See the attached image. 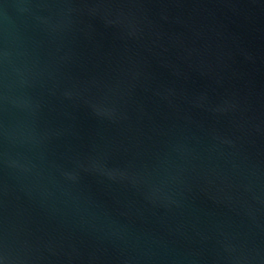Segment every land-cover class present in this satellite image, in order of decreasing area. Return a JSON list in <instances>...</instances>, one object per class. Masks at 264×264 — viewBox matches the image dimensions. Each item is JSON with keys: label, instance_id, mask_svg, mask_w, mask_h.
<instances>
[{"label": "water", "instance_id": "95a60500", "mask_svg": "<svg viewBox=\"0 0 264 264\" xmlns=\"http://www.w3.org/2000/svg\"><path fill=\"white\" fill-rule=\"evenodd\" d=\"M0 264H264V0H0Z\"/></svg>", "mask_w": 264, "mask_h": 264}]
</instances>
